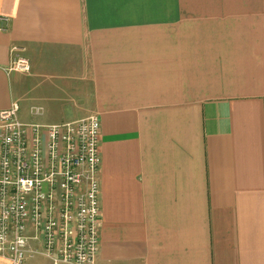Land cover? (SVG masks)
<instances>
[{"label": "crops", "instance_id": "crops-1", "mask_svg": "<svg viewBox=\"0 0 264 264\" xmlns=\"http://www.w3.org/2000/svg\"><path fill=\"white\" fill-rule=\"evenodd\" d=\"M0 16V110L99 120L94 264H264V0H0Z\"/></svg>", "mask_w": 264, "mask_h": 264}, {"label": "built area", "instance_id": "built-area-1", "mask_svg": "<svg viewBox=\"0 0 264 264\" xmlns=\"http://www.w3.org/2000/svg\"><path fill=\"white\" fill-rule=\"evenodd\" d=\"M7 22L0 16V24ZM11 69L27 72V62L14 57ZM18 112L15 103L0 110V258L94 264L99 120L40 126L21 122Z\"/></svg>", "mask_w": 264, "mask_h": 264}, {"label": "rangeland", "instance_id": "rangeland-1", "mask_svg": "<svg viewBox=\"0 0 264 264\" xmlns=\"http://www.w3.org/2000/svg\"><path fill=\"white\" fill-rule=\"evenodd\" d=\"M18 117H19V112H18ZM28 121V122H34V118H20V120Z\"/></svg>", "mask_w": 264, "mask_h": 264}]
</instances>
